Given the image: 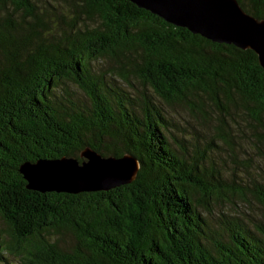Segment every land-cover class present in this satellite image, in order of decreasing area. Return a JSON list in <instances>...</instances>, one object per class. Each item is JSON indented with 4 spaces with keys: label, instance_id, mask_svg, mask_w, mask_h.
<instances>
[{
    "label": "trees",
    "instance_id": "1",
    "mask_svg": "<svg viewBox=\"0 0 264 264\" xmlns=\"http://www.w3.org/2000/svg\"><path fill=\"white\" fill-rule=\"evenodd\" d=\"M237 1L264 19V0ZM63 2L0 0V218L8 231L0 260L5 250L22 264H264V221L214 211L229 185L220 171L201 168L207 151L189 158L181 141L171 146L160 103L195 98L199 109L209 101L222 115L231 108L244 115L264 156L257 55L129 0ZM68 83L86 102L72 101ZM85 148L133 157L135 178L77 193L26 187L23 163H81ZM246 188L264 207V181Z\"/></svg>",
    "mask_w": 264,
    "mask_h": 264
},
{
    "label": "water",
    "instance_id": "2",
    "mask_svg": "<svg viewBox=\"0 0 264 264\" xmlns=\"http://www.w3.org/2000/svg\"><path fill=\"white\" fill-rule=\"evenodd\" d=\"M165 21L185 27L217 43L251 49L264 69V19L245 12L237 0H129ZM72 157L23 163L20 173L28 189L39 192L108 190L130 183L139 163L129 155L102 157L92 149Z\"/></svg>",
    "mask_w": 264,
    "mask_h": 264
},
{
    "label": "rangeland",
    "instance_id": "3",
    "mask_svg": "<svg viewBox=\"0 0 264 264\" xmlns=\"http://www.w3.org/2000/svg\"><path fill=\"white\" fill-rule=\"evenodd\" d=\"M46 2L55 6L64 5L63 0H39L41 6ZM58 8L64 9L62 6ZM62 21L64 20L58 19L59 26H62ZM102 64L107 65V62L96 63L94 67L97 68ZM66 88L72 101L74 99L79 104L86 102L83 94L72 83H68ZM197 100L194 98L187 104L173 106L160 102L170 117L168 135L171 146L176 148L178 146L176 141H181L189 158L204 150L207 151L208 160L199 159L201 168L208 173L213 170L214 174L220 171V175L225 180L224 184L229 185L224 187L227 191L213 207L214 211L240 214L251 223L253 220L264 221V207L246 188L251 186L252 182L264 181V156L259 150L262 145L254 139L244 115L233 112L231 108H229L230 114L222 115L223 111L211 105L209 101H205L204 107L202 105L199 109L200 104ZM220 115L223 119L218 121ZM232 181L238 185H233L236 190L245 191V196L232 193L233 188L230 186ZM0 238L8 239L7 226L1 218ZM63 238L65 242L70 241L67 234L63 235ZM1 255L3 259L0 260V264H22L18 257L5 250H2Z\"/></svg>",
    "mask_w": 264,
    "mask_h": 264
}]
</instances>
